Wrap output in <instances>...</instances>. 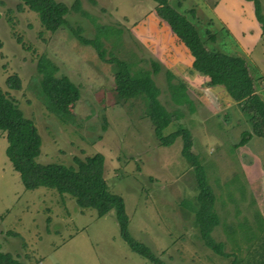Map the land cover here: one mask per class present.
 <instances>
[{"label": "rangeland", "instance_id": "374dc122", "mask_svg": "<svg viewBox=\"0 0 264 264\" xmlns=\"http://www.w3.org/2000/svg\"><path fill=\"white\" fill-rule=\"evenodd\" d=\"M60 1L70 5L73 0ZM79 1L87 16L70 11L69 26H80L88 37L94 35L96 23L118 28L117 45L113 37H101L106 50L136 60L142 69L157 62L152 77L158 98L169 111L178 107L184 113L178 121L194 138L193 149L216 195L214 209L220 222L231 225L232 238L224 223L212 234L231 255L222 257L207 248L193 213L179 203L183 198L194 203L197 192L193 171L180 152L181 138L167 146L158 144L145 99L117 101L110 64L100 60L93 47L80 44L68 26L50 32L36 12L17 8L20 0H0V88L34 122L41 138L35 160L74 164L73 156L101 152L103 177L109 190L123 198L129 234L167 264H231L233 252L264 264V138L252 134L235 145L243 131H251L245 102L234 101L222 86H208L205 77L191 71L186 48L157 17L153 0ZM259 1L264 16V0ZM169 2L186 14L208 49L245 59L255 91L264 100V34L252 3ZM41 54L58 66L57 75L68 76L80 89L73 122L60 121L35 94V65ZM167 69L173 73L171 82L181 79L187 84L193 112L170 99ZM11 74L20 79L17 90L5 84ZM177 122L162 133L172 131ZM5 146L0 132V250L26 264H149L122 239L112 209L97 216L93 208H80L55 189H25Z\"/></svg>", "mask_w": 264, "mask_h": 264}, {"label": "trees", "instance_id": "16d2710c", "mask_svg": "<svg viewBox=\"0 0 264 264\" xmlns=\"http://www.w3.org/2000/svg\"><path fill=\"white\" fill-rule=\"evenodd\" d=\"M90 1L95 2V0ZM248 1L253 5L255 17L261 25V33L264 34V16L260 1ZM153 2V10L157 17L167 24L171 34L186 48L190 57L191 71L205 77L208 86H222L234 101L245 102L243 110L248 116L251 131H243L235 145L244 144L252 134L264 138V100L255 91L245 59L241 55L208 49L195 25L184 12L171 5L169 0H153ZM22 6L36 12L41 25L50 32L68 26L80 44L93 47L98 58L109 63L113 70L112 89L117 101L135 97H141L143 101L145 99L146 116L158 144L167 146L172 144L176 137L181 138L180 152L187 166L193 171L197 192L194 203L185 198L179 203L193 213V221L202 243L214 253L229 257L231 254L223 249L224 242L215 239L212 233L217 225L224 223L225 231L228 232L229 238H232L229 230L231 225L227 226L225 222H220L214 209L216 195L207 181L204 166L193 149L194 138L190 130L180 125L181 122L178 121L184 117V113L178 107L169 111L158 98L160 90L152 77L158 71L157 62H150L151 69H142L136 66V60H126L115 51L106 50L101 37H113V44L117 45L118 28L96 23L94 35L88 37L82 33L80 26H69L66 15L70 11L87 16L79 0H73L70 5L60 0H20L17 8L21 9ZM207 31L209 37L213 38V33ZM35 68L38 75V80H35L34 84L37 97L60 121L73 122L72 108L80 97L79 87L68 76L57 75L58 66L45 54L38 57ZM165 73L172 102L176 105H184L188 112H193L194 105L186 92L187 84L181 79L171 82L173 73L169 69ZM5 84L8 88L17 90L20 88V79L17 74H11L5 78ZM171 122H177L179 125L167 134H163L162 130ZM102 127H105L104 117ZM0 132L6 141L5 155L13 170L18 173L25 189L39 186L55 189L61 195L65 193L71 196L80 208H93L97 216H102L112 209L120 235L130 250L145 258L149 264H167L147 245L129 234L127 230L129 219L123 198L109 190L103 177L104 155L101 152L82 158L73 156L74 164L36 161L35 157L40 152L41 138L34 122L23 114L17 103L1 88ZM262 229L261 226L260 231H263ZM262 235L264 236V231ZM232 254L231 264H260L253 258L250 261L235 252ZM0 264L26 263L11 253L0 250Z\"/></svg>", "mask_w": 264, "mask_h": 264}]
</instances>
